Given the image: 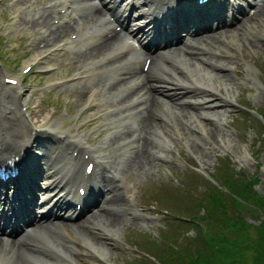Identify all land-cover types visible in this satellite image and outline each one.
<instances>
[{"label": "rangeland", "instance_id": "374dc122", "mask_svg": "<svg viewBox=\"0 0 264 264\" xmlns=\"http://www.w3.org/2000/svg\"><path fill=\"white\" fill-rule=\"evenodd\" d=\"M30 6L37 7L31 0H18L12 5L6 0H0V35L3 34L0 41V60L4 64L3 66L0 62V72L17 70L27 60H31L35 53H26V46H30L36 53L44 50L37 48V42L34 40V36L43 35L44 25L40 23L33 27L28 24L29 22L35 25V19L41 20V17L33 16V10L26 14L22 12ZM16 20L19 21L17 24ZM248 24L252 26L248 30L249 33H245L241 39L233 40L229 45L224 43L225 35L216 34L221 37V41L216 39L218 44L224 43V48L218 50L220 54L217 57L230 65L226 72L215 69L217 77L213 79L218 84L215 87L218 90L197 89L183 95L180 92L179 96L182 95V98L176 103L180 108L167 107L169 116L163 122L165 126H162L163 130L159 136L150 125L144 126V145L139 151L145 155L146 161H141L139 156L134 155L122 164L124 169L121 171V180L124 185L121 194L117 196L121 197L120 203H124L122 207L127 208V213L121 212L122 209L105 212L112 214L110 219L115 217L117 230L99 226L103 237L98 234L94 237L102 242L106 250L95 249L103 257H90L94 264H190L186 258L188 254H184L182 261L169 256V251L178 246L177 242L183 244L185 249L195 245L201 252L208 251L206 244L202 249L201 244L193 243L198 235L193 220L200 217L203 211L205 213L206 208L201 207L207 203L211 204L214 198L207 199L198 209L195 200L199 192L202 195L206 191L211 192L206 180L215 182L211 175L216 174L219 164L225 165L231 174L236 171L244 173L245 177L238 181L239 189L246 190L247 183H253V188L264 194V118L262 115H256V111H264V10L257 13ZM43 38L51 39L46 34ZM67 55L68 57L60 58V61H50L53 64L58 63L59 68L49 70V79L65 78V75L77 69L72 62L73 54L69 52ZM41 61L39 65L43 66L45 60ZM51 66L52 64L49 65L50 68ZM203 66L213 69L207 63ZM223 72L226 73L225 76H221ZM31 74L24 77V83ZM49 82L52 84L54 80ZM83 87L78 85L77 90ZM27 88V84L24 88L20 87L18 103ZM55 89L51 92L39 91L32 97L30 105L40 125H47L54 116L52 109L56 106H66L74 112L85 102L77 92L68 93L67 89L60 87ZM85 90L87 89L82 92ZM182 109L187 115L177 112ZM205 113H215L218 123L211 122L208 125L211 119L202 116ZM73 126L74 122L70 124L68 131H71ZM108 133L107 128L100 131L99 143L105 141L108 145L99 151H109L111 163L118 172L121 154L131 148L134 150V141L132 136H128L121 145L110 141L107 138ZM109 138L111 139V135ZM114 140L123 141L121 137ZM154 152L160 153L162 157L155 158ZM254 177H257L258 181ZM111 184L113 186L112 182ZM222 190L227 192L225 187ZM231 196L222 193L213 203L221 205L220 209L223 208L229 217L234 205L233 200L237 201L238 207H243L235 194ZM130 208L135 214L130 212ZM257 211L251 210V218L247 220L257 224L260 213ZM209 222L210 220H201L199 223L206 226L207 233L211 234L214 229L210 227ZM77 240L82 242L79 237ZM66 264L78 263L67 261Z\"/></svg>", "mask_w": 264, "mask_h": 264}, {"label": "bare ground", "instance_id": "6f19581e", "mask_svg": "<svg viewBox=\"0 0 264 264\" xmlns=\"http://www.w3.org/2000/svg\"><path fill=\"white\" fill-rule=\"evenodd\" d=\"M173 0H166L167 3H171ZM178 1V0H175ZM261 2L257 5L255 12L251 15V17L248 18H243L241 19L242 22L239 23L236 27H234L233 30H223L220 32H217V35H225L223 37L224 39V43H230L233 40H237L238 38L241 39V37H244L245 33L248 32L249 28L251 29L252 26H250L248 24V21L251 20L253 18V16H255L257 13H261L264 10V0H260ZM70 3L69 0H62V1H58V0H53V9L54 7H57V5H60V7L62 6H68ZM185 4H188L187 0L185 1ZM171 9H175L172 6ZM198 13V21L195 23L192 20H190L189 18H187V22L188 24H191L194 28L199 27V28H204V26H206L208 19L203 15V13L201 12V10L199 9L197 11ZM131 14V13H130ZM51 17H55V15H52ZM48 18V16L46 17ZM46 18H44V22H46ZM111 22V20H109ZM108 20H106V24H110ZM39 23V21L35 22L34 26H37V24ZM212 27V26H211ZM55 29H51V31H49L48 36L51 38V40H54V43H59V40L64 39L62 37H60L59 35H56V31H54ZM216 31H214L213 33H215ZM249 33V32H248ZM85 32H82L81 30L78 33V36L76 38H81L82 40L86 41V37L84 36ZM64 42V40H63ZM90 43V49L86 50L84 52V54L87 57H96V56H100L103 51L104 48L107 47L109 45V41H105L103 43L101 42H93L89 41ZM224 43L220 42L218 44V46L215 45L216 49H219L220 47L224 46ZM183 46L188 45V42H182L181 43ZM206 45V44H204ZM214 46H210V48H213ZM209 48V47H208ZM57 50H59L57 48ZM180 50V49H179ZM189 52H193L191 54H184L180 51H177L175 54L170 53L169 55H164L162 53H159L157 55H155L154 57H152V61H151V72H152V76L160 79V78H164L166 77L167 80L166 81H162L159 82L161 83H168L169 85H181L184 83H189L192 84L190 86H200V85H204V86H209L208 88H210L211 90H218L215 87L218 86V84H216L214 82L213 78H216V72L213 73L214 69L216 70H221L226 72L227 70H229L230 65L227 61L225 60H215L212 59V57L210 56V54L205 55L203 51H201L200 49H193V48H189ZM164 55V56H163ZM208 57V58H206ZM77 58L81 61V62H85L86 59L83 57L82 55L77 53ZM163 58H170V62L167 63L166 61H163ZM202 58H205L207 60V64L209 65V67H212L213 69H209L208 67H204L202 64L199 63V60H201ZM83 65V64H82ZM204 67V68H203ZM177 68H179V72H177ZM223 72V75L221 76H225L226 73ZM5 76L8 75H3L2 78L0 76V81L1 79L4 80L3 78ZM4 83V81H1ZM114 87H117L116 83H109L106 85L105 87V91H112V89ZM18 87L15 85H5L0 83V110H5L7 108L11 109V113H15L14 111H18V108L13 107L17 104V93H18ZM144 90V92L146 93H141V94H134L130 91L129 87L123 88L122 92H123V97H122V101H130L132 103H134V106H139L140 104H144L145 107V119L143 120V128L145 125H150V128L153 129V131L156 132L157 136L160 135V132L163 130L162 126H165V123L163 124V122H165V119L169 116L168 115V109L169 108H175V107H179V105L175 104V102H178L181 97H177V98H172L170 96H166L163 97L162 95L157 94V92H164V88L163 87H157L155 90H152L147 84L142 86V88ZM83 91V90H82ZM81 93L84 95V97L86 99L91 98V93H89L88 90H85V92ZM166 93V92H165ZM125 99V100H124ZM6 106V107H5ZM5 107V108H4ZM178 113L182 114V115H187L186 112L182 110L177 111ZM202 116H204L205 118H210L211 121L208 123L212 124H216L218 123V117L215 113H211V114H202ZM197 119V118H196ZM112 122L115 123L116 120L112 119V116L109 115L108 116V122ZM191 121V119H190ZM193 121V120H192ZM163 124V125H162ZM122 125V124H120ZM59 120L57 121V123L55 121L51 122L46 129H54L56 131H58L61 134H66L67 131L65 129H62L59 127ZM25 124L24 122H18L17 124L14 122V120L9 119L7 121H3L2 124H0V130L4 129L6 131V133L10 132L8 130L11 131H15L16 137H20L21 135L20 132H24L26 135H28L29 133H27V130L24 128ZM218 128V126H216ZM10 128V129H8ZM215 128V129H217ZM128 130V131H127ZM218 130V129H217ZM127 131V133H126ZM129 134H133V131L131 130V128L127 125L124 126V129L117 135H111V140L114 142H117V140H114L115 138L121 137L122 140L124 139V136H127ZM213 135L212 131H211V136ZM116 136V137H114ZM114 137V138H112ZM142 137H144V135H142ZM72 140H80V138L72 135L71 136ZM82 143V141H81ZM146 144V143H145ZM144 145V143H143ZM60 146V145H59ZM56 146L59 148V154L57 157H52L51 154L49 155V157L51 158V160L55 163L52 166H56L57 162H60V164H62V166H64L65 164L69 163L70 157H68L67 155L64 154V151H66V147L64 146ZM65 150L63 151V154L61 153L62 149ZM131 148V147H130ZM132 149V148H131ZM141 150V149H140ZM94 155L96 154V150L92 149ZM145 153V152H144ZM155 153V152H154ZM141 158V161H146L145 159V155H143L142 153H140L139 150H137V152L135 153V157ZM105 156L102 154H98V157L96 158H101L103 159ZM155 158H160L162 157V155L160 153H155L154 154ZM133 159V158H132ZM133 161V160H131ZM137 161V160H136ZM115 191H113L114 193ZM120 198L121 197H117L115 200H113L112 198H107L104 203H103V207L104 209L111 206V205H118L121 204L120 203ZM19 214V212H16ZM133 214H135V212H132ZM111 214H97V215H92L89 218V231H87L85 228H82L81 226H79L78 224H75L73 222H69L66 223L64 221H58L56 223V226H58L61 230L60 232L63 234H66L68 236V241L71 242L72 238H77V236H79L82 240L83 243L88 244L90 246H92L94 249L97 250H102L105 251V246L102 244V242H99L94 236L93 234H91L92 230H94L95 234H100V232H96V225L101 223L102 227H105L108 229H114L117 230V221L113 218L110 219ZM87 221V220H86ZM36 228L33 230L34 231H40L42 233H44L47 237L52 239V242L50 243V246L47 248V251L45 253H42L40 255H38V258L42 261V264H64V260L62 257L64 258H69L71 260H75L76 262H79L80 264H94V262L85 256H81V254H78L77 251H74L71 253L70 250H68L67 248L61 247L60 242L57 241L56 239L53 238L56 230L51 231V233L47 232L45 229H47V227L41 226V225H36ZM32 234V232L27 233L26 236H30ZM103 237V236H102ZM74 245L73 243L68 244L67 246H71ZM107 245V244H106ZM77 248V247H76ZM101 251V252H102ZM60 254V256H59ZM105 256V255H104ZM58 257L55 260H52L53 258ZM92 258V257H91ZM3 258L0 259V264L3 262ZM70 263V261H69Z\"/></svg>", "mask_w": 264, "mask_h": 264}, {"label": "trees", "instance_id": "16d2710c", "mask_svg": "<svg viewBox=\"0 0 264 264\" xmlns=\"http://www.w3.org/2000/svg\"><path fill=\"white\" fill-rule=\"evenodd\" d=\"M258 112L264 118V111ZM211 176L215 182L205 179L211 192L206 191L203 195L199 192L195 200L196 208L205 204L207 199L212 197L214 199L211 204L207 203L201 207L206 208V215L203 211L200 217L193 220L196 225V234L198 231V235L193 236H196L193 243L201 244L202 249L206 244L208 251L201 252L195 245L185 249L183 244L177 242L178 246L169 251V256L182 261L184 254H188L186 258L190 264H264V194L256 191L252 186L253 183L251 185L247 183L246 190L239 189L238 181L245 177L244 173L236 171L231 174L223 164H219L216 174ZM254 179L258 181L257 177ZM223 187L227 189V192H223ZM222 193L230 197L235 194L238 202L243 205L238 207L237 201L233 200L230 217L223 208L220 209L221 205L213 204ZM251 210L260 212L257 224L247 220L251 218L249 214ZM201 220H210L209 224L211 223L210 227L214 229L213 233H207V227L199 223ZM190 238L192 240V237Z\"/></svg>", "mask_w": 264, "mask_h": 264}]
</instances>
